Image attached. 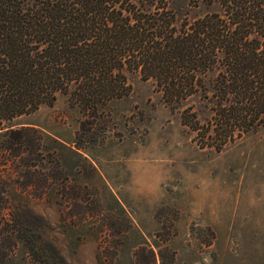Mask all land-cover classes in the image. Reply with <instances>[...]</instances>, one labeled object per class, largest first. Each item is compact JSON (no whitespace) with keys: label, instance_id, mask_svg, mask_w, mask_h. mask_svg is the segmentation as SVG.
Wrapping results in <instances>:
<instances>
[{"label":"rangeland","instance_id":"374dc122","mask_svg":"<svg viewBox=\"0 0 264 264\" xmlns=\"http://www.w3.org/2000/svg\"><path fill=\"white\" fill-rule=\"evenodd\" d=\"M171 5L178 23L222 10L220 0ZM126 73L131 92L95 112L58 91L53 104L0 129V264H78L89 240L97 243V264H264V223L257 226L256 214L250 220L245 212L247 195H264V123L222 149L202 147L182 113L190 109L206 124L214 112L203 92L172 110L153 78ZM214 76L209 72L200 89H212ZM153 114L211 166L215 179L196 194L191 216L171 189L152 208L121 192L127 177L112 165L111 147L147 135ZM38 212L56 225L51 239L42 235L47 222ZM58 242L69 246L67 255Z\"/></svg>","mask_w":264,"mask_h":264},{"label":"trees","instance_id":"16d2710c","mask_svg":"<svg viewBox=\"0 0 264 264\" xmlns=\"http://www.w3.org/2000/svg\"><path fill=\"white\" fill-rule=\"evenodd\" d=\"M220 3L221 11L178 23L171 0H0V129L53 104L58 91L95 112L129 94L126 72L140 70L172 110L199 91L213 102L206 124L182 113L202 147L222 149L256 130L264 123V0ZM209 72L212 89H200Z\"/></svg>","mask_w":264,"mask_h":264},{"label":"clouds","instance_id":"9594fccd","mask_svg":"<svg viewBox=\"0 0 264 264\" xmlns=\"http://www.w3.org/2000/svg\"><path fill=\"white\" fill-rule=\"evenodd\" d=\"M110 160L127 177L121 185L122 194L130 201L152 208L167 199L171 189L187 205V214L191 216V207L196 194L205 190L213 180L211 166L201 162L187 147V142L173 129L165 127L161 118L151 116L147 126V135L111 147ZM245 212L252 219L256 214V225L264 223V195L254 190L245 197ZM47 222L42 233L45 239L55 235L56 225L49 221V213L38 212ZM62 255H67L69 246L57 243ZM98 248L95 240L82 244L78 252V264H97Z\"/></svg>","mask_w":264,"mask_h":264}]
</instances>
